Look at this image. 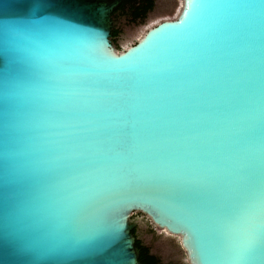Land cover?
I'll use <instances>...</instances> for the list:
<instances>
[{
    "label": "water",
    "instance_id": "water-1",
    "mask_svg": "<svg viewBox=\"0 0 264 264\" xmlns=\"http://www.w3.org/2000/svg\"><path fill=\"white\" fill-rule=\"evenodd\" d=\"M131 1L0 0V264H143L138 213L189 264H264V0L120 50Z\"/></svg>",
    "mask_w": 264,
    "mask_h": 264
},
{
    "label": "rangeland",
    "instance_id": "rangeland-1",
    "mask_svg": "<svg viewBox=\"0 0 264 264\" xmlns=\"http://www.w3.org/2000/svg\"><path fill=\"white\" fill-rule=\"evenodd\" d=\"M160 1L156 2L154 10L150 12L145 20L139 22L128 20L127 23L121 26L118 49L122 50L135 45L149 27L163 20L175 18L182 8V0H180L181 4L175 5V11H170L171 8H169L166 11L163 10L160 14H156ZM176 1L178 0H173V6ZM134 216H139L141 219L140 238L151 249V252L161 260L162 264H189L179 237L170 236L159 230L145 215L138 213Z\"/></svg>",
    "mask_w": 264,
    "mask_h": 264
},
{
    "label": "flooded vegetation",
    "instance_id": "flooded-vegetation-1",
    "mask_svg": "<svg viewBox=\"0 0 264 264\" xmlns=\"http://www.w3.org/2000/svg\"><path fill=\"white\" fill-rule=\"evenodd\" d=\"M148 0H133L130 3H128L127 5L124 6H119L117 9H115L114 11V17H115V28L113 29L112 32V39L114 44L116 45V47H119V38L121 35V26L124 25L125 23L128 22V20H132L134 22V16H135V12L138 9H144L146 7L145 3ZM156 4V1H155ZM155 4L152 10H154L155 8ZM150 14V12L147 13L146 17L143 19L145 20L147 18V16ZM141 20H137V22H139ZM136 235L138 236L139 239L140 235H139V229L135 230ZM142 240V239H141ZM144 243V242H143Z\"/></svg>",
    "mask_w": 264,
    "mask_h": 264
},
{
    "label": "trees",
    "instance_id": "trees-1",
    "mask_svg": "<svg viewBox=\"0 0 264 264\" xmlns=\"http://www.w3.org/2000/svg\"><path fill=\"white\" fill-rule=\"evenodd\" d=\"M156 0H148L145 5L146 7L144 9H138L135 12L134 16V22H137V20L143 21V19L146 17L148 12H151ZM133 234L136 235L135 231H133ZM137 237V242H136V247L140 251V261L143 264H162L161 260L156 256L151 253V249L146 246L141 239Z\"/></svg>",
    "mask_w": 264,
    "mask_h": 264
},
{
    "label": "bare ground",
    "instance_id": "bare-ground-1",
    "mask_svg": "<svg viewBox=\"0 0 264 264\" xmlns=\"http://www.w3.org/2000/svg\"><path fill=\"white\" fill-rule=\"evenodd\" d=\"M179 4H181V1H180V0L176 1V2L174 3V6H173V0H161V1L159 2V7L157 8L156 14H160V13H162L163 10L166 11V10H168L169 8H171L170 11H173L174 8H175V5H179ZM181 5H182V4H181ZM174 11H175V10H174ZM159 230H161V229H159ZM161 231L167 233V234L170 235V236H174V237H175V235L169 234L168 232H166V231H164V230H161ZM176 237H178V236H176Z\"/></svg>",
    "mask_w": 264,
    "mask_h": 264
}]
</instances>
